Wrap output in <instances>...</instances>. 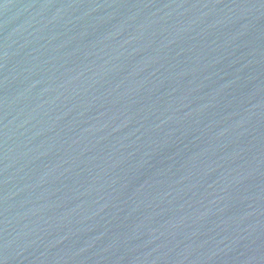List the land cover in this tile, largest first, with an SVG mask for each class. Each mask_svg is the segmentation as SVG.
<instances>
[{
  "label": "water",
  "instance_id": "obj_1",
  "mask_svg": "<svg viewBox=\"0 0 264 264\" xmlns=\"http://www.w3.org/2000/svg\"><path fill=\"white\" fill-rule=\"evenodd\" d=\"M0 264H264V0H0Z\"/></svg>",
  "mask_w": 264,
  "mask_h": 264
}]
</instances>
